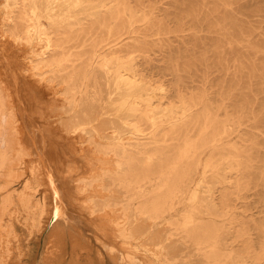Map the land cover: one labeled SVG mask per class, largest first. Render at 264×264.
<instances>
[{
	"label": "bare ground",
	"instance_id": "obj_1",
	"mask_svg": "<svg viewBox=\"0 0 264 264\" xmlns=\"http://www.w3.org/2000/svg\"><path fill=\"white\" fill-rule=\"evenodd\" d=\"M83 3V0L44 3L7 0L9 12L0 22L3 43H0V183L10 184L18 178L23 179L18 184L24 185L20 191L19 187L12 191L7 188L11 191L7 190V199L13 206L18 200L19 206L9 210V219L0 217V238L14 233L15 214L20 213L25 217L22 223L31 228L28 236L48 233L49 242H54L61 252L41 256L31 254L30 248L16 254L14 249L0 244V264L65 263L61 257L66 254L67 243L77 244L75 236L80 228L77 222L80 215L76 217L69 204L89 211L90 217L104 228L101 237L108 246L119 244L118 247L126 248L125 252L130 250L128 244L133 249L138 247L141 228H147L143 216L154 221L149 227L156 226L166 214L173 217L175 206L185 200L182 230L187 242L201 250L208 263L213 260L224 264L229 256L221 254L220 230L215 223L202 222L201 216L216 215L219 203L226 201L213 195L206 200L191 182L205 151L212 146L217 148V135H208L217 121L208 107L196 120L192 114L196 103L188 101H182L186 122L175 123L173 118L159 120L157 114L162 110L171 117L175 113L170 106L178 94H157L136 55L140 50L128 42L131 38L128 28L139 22L140 17L125 1L99 2V11L90 15L92 23L78 31L82 34L79 37L93 38L91 52L87 56L67 54V44L72 40L69 33L74 31L58 28L59 19L69 16L62 14L65 10L60 13V9L65 4L76 8ZM42 16L48 18L50 27L41 22ZM126 16L130 17L129 23L124 21ZM12 40L23 42L17 49L28 54L22 55L26 60L29 51L33 53L30 58L36 59L19 60L12 69L14 58L7 56L9 48L6 51L5 46ZM79 60L80 65L76 63ZM16 77L25 87L18 85ZM202 120L201 135L198 141H193L186 127H196ZM147 123H151L152 131L145 134ZM233 161L237 168L242 166L238 152ZM205 167L218 168L214 162ZM6 203L2 201V207ZM32 205L34 213L27 215L24 211ZM115 255L112 264H121Z\"/></svg>",
	"mask_w": 264,
	"mask_h": 264
},
{
	"label": "rangeland",
	"instance_id": "obj_2",
	"mask_svg": "<svg viewBox=\"0 0 264 264\" xmlns=\"http://www.w3.org/2000/svg\"><path fill=\"white\" fill-rule=\"evenodd\" d=\"M1 1L2 23L9 9L6 7L7 0ZM83 1L79 7L65 4L60 9V13L65 10L62 14L69 16L59 19L58 28L65 32L74 31L69 33L72 39L67 44L69 55L74 53L87 56L91 52L93 38L79 37L81 33L78 31L92 23L90 15L99 11L97 5L103 0ZM122 1L140 17L139 22L128 28L131 32L128 33L131 36L128 42L140 50L136 55L147 70L146 73L149 74L157 94H178L170 106L175 113L171 117L162 110L157 114L159 120L173 118L174 122H186L182 101H188L196 103L192 110L196 120L204 114V107H208L210 114L217 121L216 127L209 129L208 133L209 137L217 135V148L212 146L205 151L191 182L193 188L206 200L208 196L213 195L217 199L223 197L222 201H226L224 204L219 203L216 215L205 213L201 216L202 222L215 223L220 230L221 254L229 256V259H224L223 256L224 264H264V0ZM44 2L45 0H42V3ZM124 19L127 23L130 22L129 16ZM41 22L50 27L46 16L41 17ZM12 41V44L5 46L6 51L9 50L7 56L14 58L10 65L14 69L19 60L28 61L33 53L27 52L31 54L26 60L25 56L28 54H22V51L20 53L19 48L17 49L22 47L23 42ZM2 48L5 51V47ZM14 53L20 54V57L12 55ZM30 59L35 60L36 57ZM76 63L80 65L82 61ZM16 81L18 85L25 87L23 81L20 82L17 77ZM43 83L39 84L43 86ZM32 117L38 120L37 116ZM203 125L202 120L196 127H186L193 141H198ZM145 128V134L150 133L151 123H147ZM237 152L242 164L240 168H237L233 161ZM211 162L218 168L207 169L206 164ZM17 179L11 183L8 179L10 184H6V181L0 183V217L5 219L8 218L9 210L14 211L16 206H19L18 200L13 206L12 201L7 199V188L11 190L19 187V191L23 189L22 182L18 184L23 179ZM2 201L7 202L5 207H2ZM69 206L76 217L80 215V218L77 217L80 228L75 236L78 238V246L74 247L77 244L72 242L67 243L69 247L66 245L67 255L64 253L63 258L61 257L64 260L61 261L65 262L62 264L71 261L72 264H112V257L116 253L118 255L115 257L120 259L121 264H216L213 260L208 263L209 260L204 257L203 252L193 243L187 242L186 234L182 230L187 200L175 206L173 217L166 214L163 220L157 221L156 226L152 225L153 220L143 216V225L147 228H141L138 247L133 249L128 244L126 247L130 250L125 252L126 248L121 247V250L119 244L108 246L109 243L102 238L104 228L100 222H95L93 217H90L89 211L86 213L81 208L78 210V207L70 204ZM24 212L27 215L33 214L34 206ZM15 216L17 226H14V233L0 238V244L10 247L11 251L14 249L16 254L28 252L30 248L31 254L41 256H55L61 253L53 245L54 242H49L51 239H48V233H44L45 236L41 235V232L28 236L30 226L27 229L25 223H22L25 217L20 213ZM18 216L22 219V224ZM170 221L175 224L172 225ZM150 223L152 224L149 227ZM33 238L39 239V242H35ZM30 240L34 242L31 243Z\"/></svg>",
	"mask_w": 264,
	"mask_h": 264
}]
</instances>
